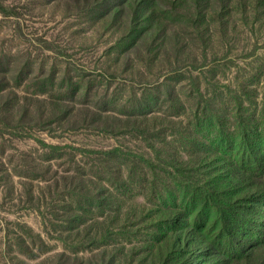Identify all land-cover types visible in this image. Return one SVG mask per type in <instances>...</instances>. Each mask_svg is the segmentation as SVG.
Here are the masks:
<instances>
[{"label":"rangeland","instance_id":"374dc122","mask_svg":"<svg viewBox=\"0 0 264 264\" xmlns=\"http://www.w3.org/2000/svg\"><path fill=\"white\" fill-rule=\"evenodd\" d=\"M112 1L0 0V264H138L139 204L163 185L224 255L264 243V150L249 157L240 134L264 144V17L204 38L201 74L198 38L169 32L190 29L182 6L157 10L164 32L136 35Z\"/></svg>","mask_w":264,"mask_h":264},{"label":"trees","instance_id":"16d2710c","mask_svg":"<svg viewBox=\"0 0 264 264\" xmlns=\"http://www.w3.org/2000/svg\"><path fill=\"white\" fill-rule=\"evenodd\" d=\"M76 1L79 4V0ZM89 1L92 2V5L101 3L107 6L110 0ZM111 3L114 6L110 11L123 16L121 22L124 29L136 35L148 32H164L167 29L165 27L168 14L156 16L157 10L162 4L172 7L182 6L184 10L182 18L187 23L185 27H190V29L177 25L176 29L169 27V32L174 36L179 32H185L198 38L200 44L197 45V48L201 49L199 63L201 74L203 69L208 71L214 65L207 63L208 53L205 51L207 50V41H203L204 38L210 37L208 41L210 43L218 37L221 40H227L239 28L253 26L254 23L260 22L264 17V0H113ZM109 15H111L110 12L106 16L109 17ZM128 16L135 22L131 27H127L124 21V18ZM183 43L181 47H186L187 42L184 41ZM210 52L212 57L218 58L217 61H225L232 56V54L223 51ZM138 54L139 58L143 56L141 52L135 51H126L124 56L131 58L132 56L138 57ZM103 71L105 76L111 74L108 69H103ZM209 101H212V98ZM245 102L244 99L238 98L236 104L242 107ZM200 113L208 118L207 109ZM213 116H215V112ZM243 116L242 113H239V117L242 118ZM136 118L139 121L147 120L146 116ZM240 127V134L243 136L244 146L248 149V156L256 157L261 150H264V144L259 141L257 135L258 130L253 131L252 127L246 126L245 123H242ZM226 166L237 172V169H233L235 165L228 163ZM241 176H244L243 173ZM230 181L233 182L235 179ZM252 186L257 189L248 187L245 193L248 198L260 190L259 183ZM154 189V199L144 198L143 202L139 204L140 213L145 214L146 212L147 214L148 212L150 239L147 244L141 246V253H139L141 258L138 259V264H264V243H257V246L248 251L242 249L237 256L224 255L216 249V244L206 237L202 228H198L189 221L186 211L178 202L174 199L169 201V198L166 197L167 186L163 185L162 189L158 191L157 188ZM261 190L264 193V189ZM65 205L73 212L72 203ZM75 208L74 219L78 222L83 215L84 207L77 204ZM60 210L64 211L65 208L62 207ZM92 220L95 221L96 218H92ZM112 231L114 232L112 229L109 230L111 234ZM95 234L93 233V235ZM112 241L116 244L115 239ZM108 244L105 243L101 246H108ZM76 254L75 251H70L68 254L65 253L63 257L68 258L69 255L75 256ZM112 259L113 262L116 261L115 255L112 256ZM96 262L98 261H88V264H97Z\"/></svg>","mask_w":264,"mask_h":264}]
</instances>
